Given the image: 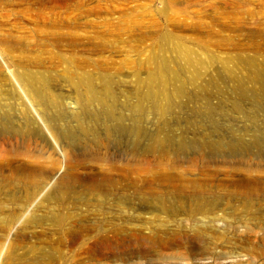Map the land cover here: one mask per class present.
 Returning <instances> with one entry per match:
<instances>
[{
  "label": "rangeland",
  "instance_id": "374dc122",
  "mask_svg": "<svg viewBox=\"0 0 264 264\" xmlns=\"http://www.w3.org/2000/svg\"><path fill=\"white\" fill-rule=\"evenodd\" d=\"M88 85L107 109L82 102ZM29 86L43 91L51 121ZM118 117L143 136L162 126V153L133 158L105 136L101 147L84 141L79 124L103 134ZM255 135L264 142V0H0V264H42L35 258L55 246L54 264H264V250H246L264 239V221L190 211L194 186L220 207L241 202V192L264 197V156L200 145L240 137L246 145ZM179 143L191 148L177 153ZM113 180L129 183L130 194L151 185L161 192L157 207L178 202L184 212L138 210L154 223L129 224L108 253L74 218L58 227L55 214L73 210L55 196L94 202L101 192L92 183ZM14 216L9 227L3 219Z\"/></svg>",
  "mask_w": 264,
  "mask_h": 264
},
{
  "label": "bare ground",
  "instance_id": "6f19581e",
  "mask_svg": "<svg viewBox=\"0 0 264 264\" xmlns=\"http://www.w3.org/2000/svg\"><path fill=\"white\" fill-rule=\"evenodd\" d=\"M28 94L29 97L32 99L34 106L38 107V110H40V113H43L44 120L51 121V118L42 110V103L44 102L43 91H41L36 86H29L28 87ZM87 99L82 100L84 104L91 103L92 101H98L105 109L106 108V100L102 94H100L99 91L96 90L92 85L87 86ZM90 105V104H89ZM109 112L113 114V111L108 108ZM30 119L34 120L33 117L29 116ZM31 120V121H32ZM118 123L114 127L107 128V124L104 128V133L100 134L97 129H94L91 125L84 123L79 124L80 129L82 131H85V133H89V135H83L84 141L89 144L90 142L93 143L94 146L101 147L105 144H103V136H105L107 144H110L111 142L116 144L119 148V151L125 155H130L133 158H140V157H146L147 155H154L156 153L161 154L162 153V145L164 144V141L160 137L162 134V126L156 127L155 131H151L152 133L147 136H143L138 124L130 125L127 127V125L120 120H122L121 117H118L115 119ZM37 122V121H36ZM115 124V123H114ZM84 126L85 128H83ZM29 126H26L27 132L29 131L27 128ZM48 129L50 130L51 134L55 137V134L53 132V127L50 123L47 124ZM91 132V134H90ZM243 138L240 137L235 142L231 141L228 143H225L223 140H209L208 142H200V145H204L203 147H206L210 149L213 152H225L228 155L232 156L235 154H241L244 152H250L252 154H255L257 156H264V142L263 139L259 135L253 136L252 139L248 141L246 145L241 144V140ZM125 148L122 146L123 144ZM122 144V145H121ZM188 148H191V145L188 146ZM185 146H183L181 143L178 144L177 153H183L186 152L187 149ZM207 155V154H205ZM142 160V159H141ZM162 167V166H161ZM141 176V175H140ZM155 178V176H154ZM110 178H107V183ZM128 179V178H127ZM138 179V178H137ZM254 182H258V180H254ZM93 191L101 192V195L99 197H96V200L94 202L86 203L82 199H73L72 202H69L67 204H64V199L62 196H55L56 188L54 189V192L52 195H54L61 203L63 207L70 206L71 205V212H66L68 216L64 215H57L55 214V221L58 225V227L63 228L65 225H68L67 223L68 218H74L76 221V224L80 228H84L86 230H89L92 232L93 235H95V241L94 243L97 244L99 242L100 245H103L102 242L104 241V250L107 251V253L110 250H113V243L115 239L117 238L118 233H128L130 231V226L134 222H138V227H144L148 226L152 223H154V219L157 217H139L136 214H139L142 210L146 212L147 214H153V213H163L166 215H176L181 212H184V207L182 204H177L178 202L168 203L164 202L162 203V206L157 207L154 204V201L157 200L161 194L160 191H155L154 188L150 185V188L146 193H142L140 189L136 190L133 194L128 193L129 189L131 188L130 184L127 183V185H120V183L117 180H113L111 184L108 186H103L101 183L98 184L92 183ZM100 186V188H98ZM157 187V186H156ZM159 187V186H158ZM102 189V190H101ZM177 189H183L182 187H178ZM195 190V194L197 197V203L193 204L190 211L193 209V212H191L193 215L202 214L205 209H210L211 214L218 216V212L222 211V216H225L226 214H230L231 216H236L234 220L236 222H239L240 220H243L242 218H239L237 220L236 218L240 215L241 217H249L251 219H261L260 222H257L256 225H259L264 221V212H262L258 206L263 204L264 197L261 196L257 198L256 192L250 190L249 192H241V202L237 203L236 199H234V202L229 200L225 204V207H220L218 205V200L215 199L213 201H207L204 198V188L199 186H194L193 188ZM253 189V188H250ZM138 194V196H134V194ZM85 198V197H84ZM138 201L140 204L139 206H136L137 203L134 201ZM256 200V202H255ZM259 200V201H258ZM75 201V204H74ZM90 201V200H89ZM70 204V205H69ZM74 204V207H73ZM73 208V209H72ZM258 217H255L257 216ZM92 216H98L96 218H92ZM120 216V217H119ZM15 218L5 220L3 221L7 222L6 224L11 227L16 221L17 217ZM42 219H30L27 220V223H37L41 224ZM233 221V219H232ZM248 221V220H247ZM125 225H121V224ZM140 223V224H139ZM247 223V225L251 224L250 222H244ZM205 226V225H204ZM129 227L128 229H126ZM207 228V227H205ZM141 230V229H139ZM194 235L198 238L200 234H202L203 229L201 228V225L198 223V228L193 230ZM93 238V237H91ZM145 239V238H142ZM148 239V238H147ZM264 241V239L260 240L258 244L256 245H250L247 247V252H252L255 254H258L264 250V243L261 244ZM92 246L89 244L82 245L80 247V255L81 257L86 258L87 256H84V254L90 255L92 252ZM56 246L43 249L42 252L35 258L36 263L41 262L42 264H54L55 261L59 260L57 258V255L60 253ZM0 251H1V243H0ZM75 251V250H74ZM73 254L75 252H72ZM89 256L88 258H90ZM66 264H80V262H74L73 257H68L65 260ZM88 264V263H86ZM100 264V263H97Z\"/></svg>",
  "mask_w": 264,
  "mask_h": 264
}]
</instances>
